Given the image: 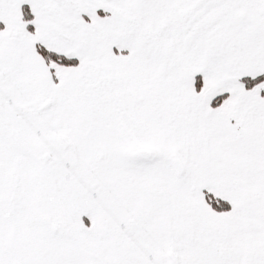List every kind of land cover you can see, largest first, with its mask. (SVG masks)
I'll list each match as a JSON object with an SVG mask.
<instances>
[{"label":"snow or ice","instance_id":"6c2138e0","mask_svg":"<svg viewBox=\"0 0 264 264\" xmlns=\"http://www.w3.org/2000/svg\"><path fill=\"white\" fill-rule=\"evenodd\" d=\"M0 264H264V0H0Z\"/></svg>","mask_w":264,"mask_h":264}]
</instances>
